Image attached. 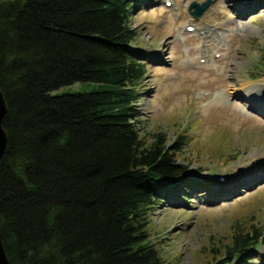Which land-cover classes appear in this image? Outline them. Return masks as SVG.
<instances>
[{
  "label": "trees",
  "instance_id": "trees-1",
  "mask_svg": "<svg viewBox=\"0 0 264 264\" xmlns=\"http://www.w3.org/2000/svg\"><path fill=\"white\" fill-rule=\"evenodd\" d=\"M135 3L0 0V234L9 264H164L148 233L157 186L190 173L178 163L183 135L141 139L147 71L132 50ZM88 82L99 87L53 94ZM260 245L256 229L235 232L210 264H248Z\"/></svg>",
  "mask_w": 264,
  "mask_h": 264
},
{
  "label": "rangeland",
  "instance_id": "rangeland-1",
  "mask_svg": "<svg viewBox=\"0 0 264 264\" xmlns=\"http://www.w3.org/2000/svg\"><path fill=\"white\" fill-rule=\"evenodd\" d=\"M204 1L136 0L129 21L137 34L132 50L147 71L137 104L141 139L162 133L170 143L178 135L186 142L178 163L190 175L157 186L160 202L148 226L164 264H210L235 232L264 236V107L250 106L246 88L223 98L231 84L264 89V0H211L194 20L189 5ZM210 53L216 69L205 58L187 63L188 55ZM98 87L76 83L53 94ZM249 253L248 264H264V245Z\"/></svg>",
  "mask_w": 264,
  "mask_h": 264
},
{
  "label": "bare ground",
  "instance_id": "bare-ground-1",
  "mask_svg": "<svg viewBox=\"0 0 264 264\" xmlns=\"http://www.w3.org/2000/svg\"><path fill=\"white\" fill-rule=\"evenodd\" d=\"M244 2V1H243ZM244 5V4H243ZM170 8H173V3H171V6H170ZM241 11H243V9L241 8V10H239V13L237 14V17H240V16H242V13H241ZM188 26V25H187ZM195 31H196V29H195ZM194 31V32H195ZM177 38L179 39V40H182V41H184V36H183V34H180V35H177ZM186 50L188 51V54H189V49L188 48H186ZM213 57H214V55L212 54V53H210V54H207L206 56H204V57H196V58H191V56L190 55H188V60H187V63L189 64V65H198L200 62L198 61L200 58H205V60H204V65H205V67H209L210 69H216L217 68V62H218V60H213ZM220 60V59H219ZM247 83H242L239 87L242 89L243 88V90H239L237 87H236V83L234 82V86L236 87V88H233L232 89V84L231 85H229L230 86V88L229 89H227L225 92V97H223L225 100H228L229 98H228V96H231V95H233V96H236V97H241L240 96V94L242 93V92H246V90H245V88L248 90V93H252V94H249L248 95V98L249 99H247V101H249L250 102V106L252 107V108H256L257 106V108H259V107H264V98L263 99H261L260 98V96H264V89H262L260 86H259V84H255V85H247ZM230 90V91H229ZM245 90V91H244ZM259 103L260 104H262V105H259ZM169 192V191H168ZM176 192V191H175ZM170 193H173V192H170ZM176 194H174L173 196H175Z\"/></svg>",
  "mask_w": 264,
  "mask_h": 264
},
{
  "label": "water",
  "instance_id": "water-1",
  "mask_svg": "<svg viewBox=\"0 0 264 264\" xmlns=\"http://www.w3.org/2000/svg\"><path fill=\"white\" fill-rule=\"evenodd\" d=\"M211 0H205L202 3L192 2L188 7V14L194 19L198 20L202 17L203 13L210 6ZM7 113V106L2 92L0 91V159L4 155L7 137L2 127V122ZM0 264H9L5 250L2 245L1 234H0Z\"/></svg>",
  "mask_w": 264,
  "mask_h": 264
}]
</instances>
